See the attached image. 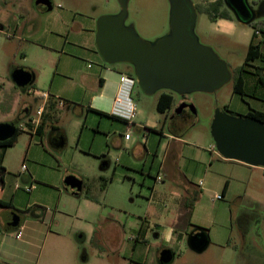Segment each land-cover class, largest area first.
Here are the masks:
<instances>
[{
    "label": "rangeland",
    "instance_id": "rangeland-1",
    "mask_svg": "<svg viewBox=\"0 0 264 264\" xmlns=\"http://www.w3.org/2000/svg\"><path fill=\"white\" fill-rule=\"evenodd\" d=\"M46 1L51 3V10L41 15L35 12L33 14V17L45 23L40 27L35 26V34H23L25 46L16 49L11 59L15 66L33 67L38 74H43L42 77H47V83L51 77H55V84L61 81L75 90L77 88L72 86L73 82L60 77L96 75L101 66L119 68L125 77H134L130 65L105 64L95 47L96 21L102 16L118 14L120 8L117 0H27V5L31 3L40 8ZM190 1L196 6L214 0ZM12 7L7 13L20 14L18 8L14 11ZM168 18L167 0H128L125 25L133 27L144 41L153 42L163 37L168 32ZM260 21L264 22V18ZM253 32L251 25L243 26L236 22L230 29H224L216 22L211 23L204 14L197 13L194 33L199 43L210 48L228 67L243 64ZM44 37H48L50 41V53L35 50L30 43H26H43ZM260 39L262 36L258 35L253 43L256 44ZM2 53L4 51L0 50V60L7 54ZM60 58L62 59L59 63ZM2 67L0 66V123H6V116L3 114H11L9 110L13 102L12 93L20 92L11 82L6 67ZM161 92L147 96L135 84L132 100L137 116L133 122L143 124L158 115L161 124L165 122L166 132L167 128H170L173 134L181 136L184 140V144L179 145L176 150L179 157L175 169L180 179L187 176L189 182L195 186L201 182L190 226L192 229H195L193 223L209 226L212 221V234L205 228L208 232L207 238H211L213 242L217 237L216 240L223 244L220 235L222 231L224 235L228 219L231 216L235 220L238 219L231 235L232 243L237 245V251L212 243L202 253L197 254L188 248L186 238L181 247H172L173 259L169 264H264V172H255L252 179L244 181L239 175L246 170L230 162H220L221 160L214 158L217 162L213 169L199 163L202 162L203 151L207 148H212L213 153L218 155L211 131L220 112L229 110L230 113L233 111L235 114H242L248 110L249 105L251 108H257L255 102L249 96L242 99L234 95L229 82L213 94L195 92L185 95L186 102H180L178 95L173 94L174 103L165 116L156 110ZM18 95L25 101L32 99ZM17 110L18 108L16 114ZM79 122L81 123L82 119L70 113L62 119L60 126L65 130L67 138V145L62 149L54 148L47 137L41 141L37 138L36 142L33 140L30 144V137L22 131L16 136L12 147L5 151L0 149L6 170L4 193L18 192L23 202L16 200L17 208L30 204L32 208L38 206L45 209L43 220L38 221V226L28 225L31 232H24L25 235L34 237L30 250L36 264H136L125 263L112 251L116 244L121 242L125 248L121 254L136 261L138 253L131 254L132 244L127 233L137 226V218L144 216V196L147 190L140 189L137 184L140 182V175H129L135 180V184L131 185L130 181L121 177V169L113 172V164L118 166L116 155L112 154L109 158L112 166L107 171L102 170V159L95 155L101 145V131L108 130L112 134L114 126L123 125L89 114L85 122L87 130H83V141L78 138L81 136ZM90 128L98 132L95 133ZM88 133L89 138L86 140ZM126 134L132 138L137 137L133 130L127 131ZM169 146L167 140L162 142L158 151L160 161L163 153L168 150L169 156L175 154V149L172 145ZM206 153L209 155V151ZM25 157V165L28 168L26 176L33 180L34 189L37 188L30 194L24 192L26 185L20 180ZM167 166L169 165L166 164ZM104 175L109 182L102 190L100 178ZM70 177L83 184L78 197H73L66 191L65 180ZM146 182L152 183L150 178H146ZM164 183L165 189L173 186L169 177ZM16 184L20 185L19 190H15ZM227 185L229 191L225 199L214 200L217 195H222ZM87 194L92 200L87 199ZM124 222L126 233L123 235ZM102 229L112 232L115 242L112 243L111 239L103 240L100 237ZM213 233L218 236L214 237ZM155 248L152 246L150 249H140L145 252L149 261L156 253Z\"/></svg>",
    "mask_w": 264,
    "mask_h": 264
},
{
    "label": "crops",
    "instance_id": "crops-1",
    "mask_svg": "<svg viewBox=\"0 0 264 264\" xmlns=\"http://www.w3.org/2000/svg\"><path fill=\"white\" fill-rule=\"evenodd\" d=\"M12 2L13 4H9ZM11 7L14 11L18 8L20 14H17V12H12V14H10L11 12L7 13V10L11 9ZM34 12L39 15L47 13L42 12L41 8L33 6L31 3L27 5V0H0V50L4 51V53H2L3 55L7 53L5 56H2L3 59L0 60V66L6 67V72L9 73L10 77L12 72L16 69H23L33 75V82L26 89L17 88L13 84L20 93L13 91L12 107H10L9 110L11 114H3L6 116L5 121H7L6 123H15L18 127L19 123L24 122L28 118L34 117L35 112L39 108H42L43 113L40 118V124L43 122V130L39 132L38 128V133L37 136H35L34 141L36 142L37 138L41 141L42 138L47 137L50 144L56 149H62L67 145L65 130L60 126V123L69 113L82 119V122H79L81 136L78 138H82L83 130H87L85 122L89 114L95 115L98 118H106L121 123L123 127L114 126L112 128V134L108 130L101 131L103 137L100 143L101 145L98 147L97 154L95 155L102 159L103 171L110 169L112 163L109 158L112 154L116 155L118 157V166L113 164V172L115 173L121 169V177L130 181L131 185L135 184V180L129 175L134 173L140 175V182L137 184L140 189H146L147 194L144 196L146 200V208L143 218L138 217L137 219L139 223H136L137 226L133 228L130 233H127L129 242L132 244L130 251L131 254L138 253L136 261L121 254V251L125 249L121 242L116 244L112 252L117 254L118 258L122 259L125 263L134 262L136 264H154L156 261V264H160L158 259L159 254L163 249H168L173 252L172 247H181L182 241L187 238L189 233L193 234L200 231L192 229V226L190 225L191 219H193L195 213L196 199L199 198L197 192L200 191L198 187L201 185H192L187 176H183V178L180 179V175L175 169V164L178 162L179 157L176 150L179 145L184 144V140L181 136L173 134V130L170 128H167L168 132H166L165 122L163 121L161 124L158 115L143 124L136 123L133 122L137 116V110H135V116L132 121L133 126L129 130L126 122L112 115L114 100L122 90L120 78L121 76H125L119 68L115 69L112 67L101 66L100 72L96 75L85 77H60L73 82L72 86L77 88L75 90L71 89L69 84H65L61 81L55 84V77H51V80L47 83L45 81L47 77H42L43 74H38L37 70L33 67L27 66L20 68L15 66L11 59L14 57V51H16V49L25 46L23 34H35V26L38 25L40 27V25L45 23V21L41 22V20L33 17ZM216 23L219 27L230 29L234 22L218 20ZM44 39L43 43H26H30L29 45L33 46L35 50H42L46 53L52 52L51 48L48 46L50 42L48 37H44ZM61 59L62 58L59 59V63L61 62ZM243 80L244 96H249L251 100L255 102L257 108H251L249 105L248 110L245 113L233 114L238 117H244L253 112L264 113L263 77L262 79L260 77H243ZM18 94H22L29 98L32 97V99L25 101ZM43 95H47V99H45ZM244 96L240 97L243 99ZM55 99H61L64 101V107H57L55 105ZM73 105L74 107H72ZM16 108H18L17 114ZM164 115L167 116L168 114L166 113ZM90 129L95 133L98 132L97 130H94V128ZM131 130L137 135L136 138H132L126 134L127 131ZM126 135L129 136L127 140L124 138ZM87 136L86 140L89 138V133ZM164 140H167V146L172 145L175 149V154H173L172 157L169 156L168 150L163 153L164 155H162V160L160 161L158 151ZM83 141H85V139H83ZM142 141H144V143H142ZM32 142L33 140L30 142L29 139V143L31 144ZM91 145L92 144H90V146ZM208 151L209 155L206 153ZM203 152L204 157L201 160L202 162L199 163L204 167L208 165L209 169L215 167L217 161L214 160V158H216L221 160L220 162H230L235 166H239L243 168V170H246L239 175V178L244 181L252 179L253 173L255 172L263 173L262 168H253L238 162L224 160L219 155H215L212 148L210 150L207 148ZM26 160L27 157L23 159V162ZM166 164L169 166L166 167ZM1 165L3 167V162ZM26 169L28 171L27 167ZM5 173V169L0 173V175L2 174V180L0 181V201L8 203L10 206L0 207V264H36L33 261V253L30 250L33 247L34 237L29 234L25 235L24 232H31V230L29 231L30 228L28 225L38 226V221L41 220L33 219L24 213L25 210L32 208L30 204H24L23 207H16V200L23 202L22 198L18 196V192L4 193L6 185L4 179ZM157 175L162 176L160 183L156 182ZM21 176L20 180L26 185L25 187L32 184L33 180L29 179L26 176V173L21 174ZM168 177L171 178L173 186L165 189L164 187L166 184L164 181ZM146 178H150L152 183H147ZM101 179L106 183L109 182L105 175L100 178L102 184ZM19 187L20 185L16 184L15 190H19ZM36 190L37 188L34 189V191ZM228 191L229 188L227 185L224 187L223 193H221V200L218 201H223L227 196ZM139 195H141V192ZM186 201L193 204V210L188 221L184 218L185 212L182 210V204ZM12 215H21V222L17 228L9 230V218ZM237 223L238 219L235 220L231 216L225 226L224 235L223 231L221 233L222 235H220V238H223V244L222 242H218V239L216 240L217 237L213 242L211 238H208V246L214 243L237 251V245L232 243L231 238L233 229ZM125 225L126 222L122 224L123 235L126 233L124 232ZM192 225L200 229L208 228L210 231L209 233L212 234L210 225L206 226L195 223ZM222 228L224 230V227ZM207 233L208 232H205L206 236L208 235ZM213 236L215 237L218 235L213 233ZM19 237L22 238L19 239ZM100 237L103 240L111 239L112 243L115 242V236L109 230L102 229ZM150 242H152V244H149ZM152 246L156 247V253L153 259L148 261L147 256H145L146 254L142 249L145 247L150 249Z\"/></svg>",
    "mask_w": 264,
    "mask_h": 264
},
{
    "label": "water",
    "instance_id": "water-1",
    "mask_svg": "<svg viewBox=\"0 0 264 264\" xmlns=\"http://www.w3.org/2000/svg\"><path fill=\"white\" fill-rule=\"evenodd\" d=\"M169 4L168 32L153 42L142 40L133 27L126 26L128 0H117L119 13L102 16L95 27V47L107 65L127 64L133 69V78L140 91L151 96L167 91L184 97L195 92L213 94L231 81L225 62L195 36L197 12L190 0H167ZM235 21L251 25L264 17V2L255 11L249 10L246 0H223ZM42 12L51 10L46 1ZM13 84L28 88L33 75L23 69L11 74ZM15 123H0V142L10 140L15 134ZM211 136L218 155L253 168H264V123L220 112L212 126ZM66 191L73 197L80 196L82 182L75 178L65 180ZM17 215L9 220L8 229L19 226ZM188 248L199 254L208 247V238L202 231L187 236ZM172 252L163 249L160 264H169Z\"/></svg>",
    "mask_w": 264,
    "mask_h": 264
},
{
    "label": "trees",
    "instance_id": "trees-1",
    "mask_svg": "<svg viewBox=\"0 0 264 264\" xmlns=\"http://www.w3.org/2000/svg\"><path fill=\"white\" fill-rule=\"evenodd\" d=\"M196 8V12L199 14H204L208 20L211 23H215L218 20H224V21H234V18L232 17L231 13L228 11V9L225 7L223 0H214L212 2L209 3H202V4H198L195 6ZM251 26L253 27V35H252V40L247 48V53H246V57H245V61L249 60L257 51V47H254L253 44V40L255 38V32H260L261 34H264V22L261 21H257V22H253L251 24ZM253 51L254 54H253ZM257 54V53H256ZM241 72H242V66H239L235 69H232V77H231V88H232V92L233 94H237L239 96H244V92H243V85H244V80L243 77H241ZM131 76V75H129ZM133 78V77H130ZM174 103V98H173V93L171 92H167V91H162L158 100H157V104H156V109L157 112L159 114H166L171 106ZM230 115H233L231 113H229ZM244 118H250V119H254L257 121H260L262 123H264V113L261 112H253V113H249L246 116H244ZM43 130V122H41L40 126H39V132ZM21 131H19L18 127L16 126V130H15V134L14 136L5 142H0V149H3L4 151L9 148L12 147L14 142H16V136L20 133ZM3 154L0 156V172H3L4 169L2 167V162H3ZM2 180V174L0 175V181ZM102 180V185H101V189L104 190V187L106 185V182ZM87 199L92 200L91 197L87 194ZM10 205L8 203H4L0 201V207H9ZM182 210L185 212L184 213V218L186 219V221H188L190 219L191 216V212L193 210V204L191 202H184L182 204ZM24 213H26L29 217L36 219V220H42L44 213H45V209H43L42 207H38L35 206L33 208H29L27 210L24 211ZM196 230H200L202 232H207L206 229H200L198 227H194Z\"/></svg>",
    "mask_w": 264,
    "mask_h": 264
},
{
    "label": "built area",
    "instance_id": "built-area-1",
    "mask_svg": "<svg viewBox=\"0 0 264 264\" xmlns=\"http://www.w3.org/2000/svg\"><path fill=\"white\" fill-rule=\"evenodd\" d=\"M258 35H261V33L255 32V38H257ZM120 84H121L122 90L120 91V94L114 100V109H113L112 115L126 122L128 129H131V127L133 126L132 121L135 116V104L132 100V90L136 82L134 78L121 76ZM43 97L47 99V95H43ZM64 104H65L64 101H62L61 99H55V105L57 107L62 108L64 107ZM42 113H43L42 108H39L35 112L34 117L28 118L24 122L18 124L19 131L26 133L30 137V142L35 139V136H37ZM124 138L127 140L129 136L126 135ZM26 171L27 169H26V165L24 161L21 166V174H25ZM263 172H264V169H263ZM161 180H162V176L157 175L156 182L160 183ZM199 184L201 185V183ZM33 189H34V186L32 184L30 186L24 187V191L27 194L31 193ZM214 200H221V196L217 195L214 198Z\"/></svg>",
    "mask_w": 264,
    "mask_h": 264
},
{
    "label": "flooded vegetation",
    "instance_id": "flooded-vegetation-1",
    "mask_svg": "<svg viewBox=\"0 0 264 264\" xmlns=\"http://www.w3.org/2000/svg\"><path fill=\"white\" fill-rule=\"evenodd\" d=\"M246 2H247L248 9L255 11L258 8L259 4L261 2H264V0H246ZM231 15H232V13H231ZM232 17L234 18L233 15H232ZM263 18L264 17L255 20L254 23L257 21H260ZM229 22H236V21L234 19V21H229ZM261 36H262V39H260L259 42L254 45V47L258 48L256 51L257 54L256 53L254 54L255 51H253L254 55L247 61H245V59H244L243 64L240 65V66H242L241 77H260L261 79L263 77V79H264V34H261ZM235 68H237V67H233V66L228 67L230 74H231V77L233 75L232 69H235ZM262 85L264 86V81L262 82ZM179 98L181 100L180 102H186L185 97H179ZM225 113L230 115L229 110H226ZM231 114H233L232 111H231ZM233 115H235V114H233ZM233 115H231V116H233ZM11 217H13V215ZM19 217L21 218V215H19ZM10 218H9V220H10Z\"/></svg>",
    "mask_w": 264,
    "mask_h": 264
}]
</instances>
